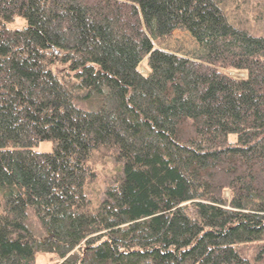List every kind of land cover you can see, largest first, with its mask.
Wrapping results in <instances>:
<instances>
[{
	"label": "trees",
	"instance_id": "obj_1",
	"mask_svg": "<svg viewBox=\"0 0 264 264\" xmlns=\"http://www.w3.org/2000/svg\"><path fill=\"white\" fill-rule=\"evenodd\" d=\"M246 3L0 0V264H264V0ZM176 29L202 51L164 46Z\"/></svg>",
	"mask_w": 264,
	"mask_h": 264
},
{
	"label": "rangeland",
	"instance_id": "obj_2",
	"mask_svg": "<svg viewBox=\"0 0 264 264\" xmlns=\"http://www.w3.org/2000/svg\"><path fill=\"white\" fill-rule=\"evenodd\" d=\"M231 1L233 3L232 5L238 9H245V7L248 6L249 4L246 3L247 0H231ZM17 24L22 25L23 21L12 22L10 23V26H16ZM164 46L192 55L193 54L197 55L202 51L201 45L198 44V42L191 35V33L185 29H176L175 31H173L172 35L169 36ZM143 69L146 70L145 67H143ZM230 73H234V71L230 70ZM35 148L42 151H51L54 148V142L53 140H44L41 141L38 145H36ZM116 163L117 165H119L121 162H119L116 158L111 159L107 164L108 168L114 170L113 168ZM226 195L227 196L229 195V191H226ZM57 258H58L57 256L52 254L41 253L38 255V262L39 264H55Z\"/></svg>",
	"mask_w": 264,
	"mask_h": 264
}]
</instances>
